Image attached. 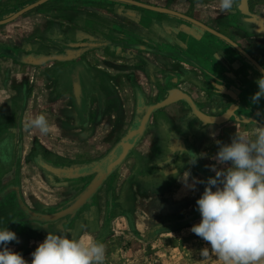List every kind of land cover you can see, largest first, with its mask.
Returning <instances> with one entry per match:
<instances>
[{"label": "rangeland", "instance_id": "374dc122", "mask_svg": "<svg viewBox=\"0 0 264 264\" xmlns=\"http://www.w3.org/2000/svg\"><path fill=\"white\" fill-rule=\"evenodd\" d=\"M37 1L0 0V20ZM162 1L240 38L264 66V35L246 25L240 0L225 12L220 0ZM250 7L264 15V0H250ZM157 12L119 0H48L0 24V229L16 233L19 242L8 247L29 264L49 230L71 238L90 234L105 245L104 264H221L214 254L201 257L210 245L190 231L201 220L196 200L205 184L192 190L183 173L190 172L189 184L206 182L215 175L217 141L230 143L235 133L251 137L264 126V99L250 101L262 73L225 40L175 15L166 13L191 28L161 34L162 22L150 16ZM53 54L70 59L26 60ZM174 88L208 115L235 106L234 114L209 123L185 100L155 110L87 203L57 220L36 215L71 207L96 179L93 167ZM39 115L51 125L49 135L25 127Z\"/></svg>", "mask_w": 264, "mask_h": 264}, {"label": "clouds", "instance_id": "9594fccd", "mask_svg": "<svg viewBox=\"0 0 264 264\" xmlns=\"http://www.w3.org/2000/svg\"><path fill=\"white\" fill-rule=\"evenodd\" d=\"M235 3L220 0L219 9L230 11ZM256 83L258 91L250 97L253 104L264 99V74ZM25 127L37 128L43 135L51 132L44 115ZM217 145L216 163L210 166L214 176L206 182L192 178L189 184L190 172L183 173L182 182L192 190L196 184H205L196 200L201 220L190 231L210 245L200 250L202 258L211 253L221 264H264V126L257 127L251 137L235 133L230 143L217 141ZM196 160L191 163L195 165ZM13 241L19 242L14 231L0 229V264H29L8 247ZM31 257V264H104L105 245L87 233L71 238L49 230Z\"/></svg>", "mask_w": 264, "mask_h": 264}, {"label": "water", "instance_id": "95a60500", "mask_svg": "<svg viewBox=\"0 0 264 264\" xmlns=\"http://www.w3.org/2000/svg\"><path fill=\"white\" fill-rule=\"evenodd\" d=\"M48 0H38L37 2L30 4L23 9L17 11L10 17L0 20V24H5L7 22H10L18 17H20L22 14L26 13L27 11L47 2ZM119 1H125L128 3H132L134 5H138L141 7H145L147 9L158 11L162 13H169L172 15H175L177 17H180L182 19H185L186 21L192 22L202 29L220 37L221 39L225 40L227 43L232 45L235 49H237L246 59H248L251 63H253L257 69L264 74V66L254 57L252 56L246 49H244L238 42H236L234 39L229 37L228 35L210 27L206 23L189 16L187 14H184L182 12L171 10L166 7L157 6L148 4L142 1L137 0H119ZM239 11L242 15L246 16L245 22L246 25L252 26L251 30L253 33L264 35V15H259L254 12H252L250 7V0H240V4L238 6ZM67 59H70L68 55L63 54H53V55H42V56H30L26 60L30 61L35 64H43L48 61L52 60H60L65 61ZM185 100L187 101L191 107L193 108L194 112L204 121L209 123H221L226 120H228L235 111V106L231 107L224 115L221 116H211L204 112H202L197 104L194 102L193 98L190 94L183 91L179 88H174L169 91L168 97L155 105L148 106L147 112L144 115L142 119L137 121L135 126L125 135V137L118 143V145L111 151V153L103 159L100 163H98L96 166L93 167V171L97 172V177L93 181V183L90 185V187L79 197V199L68 209H65L59 213L50 214V215H38V217L45 219V220H57L63 216H66L68 214H72L76 212L79 208H81L87 201L97 192V190L102 186L106 178L113 172V170L120 165L129 155L130 151L134 148V146L137 144L140 137L144 134L147 125L149 123L151 114L162 107H165L171 103H174L176 101Z\"/></svg>", "mask_w": 264, "mask_h": 264}, {"label": "crops", "instance_id": "0c3cea01", "mask_svg": "<svg viewBox=\"0 0 264 264\" xmlns=\"http://www.w3.org/2000/svg\"><path fill=\"white\" fill-rule=\"evenodd\" d=\"M147 1H149V3L152 5L166 6V3H164V1H162V0L161 1H159V0H147ZM150 16L151 17L157 16V18L162 22V25H161L159 30H160L161 34H165L166 36H169V34L171 32H175L176 30H180V28H188V29L191 28V27H187V26H190L189 23H187V22L182 23L180 20L172 19V17L166 13H162V12L151 13ZM182 36H183L182 37L183 40H185L187 38V36L185 34H183ZM237 36H239V35H237ZM239 39L236 38V41H241V39L240 40ZM196 72H199V71H196ZM198 74H201V73H198Z\"/></svg>", "mask_w": 264, "mask_h": 264}, {"label": "flooded vegetation", "instance_id": "af4514ba", "mask_svg": "<svg viewBox=\"0 0 264 264\" xmlns=\"http://www.w3.org/2000/svg\"><path fill=\"white\" fill-rule=\"evenodd\" d=\"M244 19L246 20V16H244ZM79 77L83 80L84 74L83 73H78ZM75 84V92H77V88L79 87L78 81L76 80Z\"/></svg>", "mask_w": 264, "mask_h": 264}]
</instances>
